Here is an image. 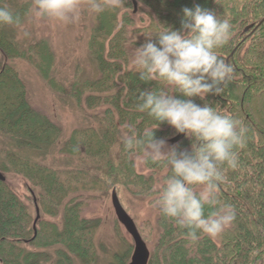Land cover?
<instances>
[{
	"label": "trees",
	"instance_id": "obj_1",
	"mask_svg": "<svg viewBox=\"0 0 264 264\" xmlns=\"http://www.w3.org/2000/svg\"><path fill=\"white\" fill-rule=\"evenodd\" d=\"M134 1L121 0L120 7L92 12L89 46L99 75L75 77L70 83L60 78L58 57L48 40L22 45L10 36L6 24H0V172L6 177L0 179V264H74L75 258L94 264L100 221L86 218L85 211L114 189L142 198L157 214L155 220L145 218L152 241L149 264H264V0H136V11ZM196 4L229 20L232 37L218 54L236 70L221 95L204 99L186 98L160 81H143L131 66L132 47L145 42L143 33L163 25L180 29L182 9ZM0 7L22 22L31 4L12 7L0 0ZM22 63L71 98L90 121L60 144L58 152L68 165L54 167L16 151L52 147L64 133L31 104ZM160 89L201 106L207 103L248 129L244 147L237 149L239 167L225 166L226 180L217 192V207L231 205L235 218L215 237L198 232L192 241L187 229L165 217L157 199L170 169L153 162L146 146L125 147L124 138L135 133L136 139H143L144 130L156 123L138 110L140 92ZM176 135L167 122L155 130V137L164 140ZM193 140L184 137L174 145L191 153ZM141 157L145 170L137 165ZM203 190L204 186H194L197 193ZM37 205L41 216L35 232ZM213 210L206 206L205 214ZM132 252L129 244L110 264H128Z\"/></svg>",
	"mask_w": 264,
	"mask_h": 264
},
{
	"label": "clouds",
	"instance_id": "obj_2",
	"mask_svg": "<svg viewBox=\"0 0 264 264\" xmlns=\"http://www.w3.org/2000/svg\"><path fill=\"white\" fill-rule=\"evenodd\" d=\"M81 0H35L37 17L48 16L64 23L79 18ZM92 12L117 8L121 0H88ZM20 19L7 7H0V24L20 25ZM163 25V24H162ZM145 42L132 47L131 66L143 81L156 80L171 86L186 98L208 94L221 95L234 79L233 64L218 54L232 37L229 20L221 19L212 9L200 4L184 7L180 29L163 25L155 32L143 33ZM155 37V40H153ZM137 37L131 41L136 44ZM137 108L156 122L143 132V139L124 138L126 149L146 146L153 162L170 169L158 192L157 204L165 217L172 218L187 236L198 239V232L215 237L235 218L233 207L219 204L217 192L226 180L225 166L239 167L237 149L246 143L248 129L230 114L205 103L179 99L162 89L141 91ZM167 122L176 134L194 138L192 151H180L168 141L155 137L159 124ZM204 186L197 193L194 186ZM214 209L205 214V207Z\"/></svg>",
	"mask_w": 264,
	"mask_h": 264
},
{
	"label": "rangeland",
	"instance_id": "obj_3",
	"mask_svg": "<svg viewBox=\"0 0 264 264\" xmlns=\"http://www.w3.org/2000/svg\"><path fill=\"white\" fill-rule=\"evenodd\" d=\"M6 1L12 7H18L24 1L31 4L28 15L20 25H6V28L10 36L22 45L43 39L48 40L58 57L60 78L70 83L75 77L96 78L99 75L97 62L92 56L89 46L93 22L88 0H81L79 18L70 23H64L48 16L37 17L35 14V0ZM249 28L251 26L246 29ZM20 69L27 84L31 104L45 112L50 119L62 128L64 133L60 141L52 147L47 148L44 146L41 150L34 151L27 149H16V151L22 153L25 157L54 167L68 165L70 162L58 152L60 144L70 136L75 128L89 124L90 121L80 113L71 98L48 86L31 65L22 63ZM88 113L91 114L92 112L88 111ZM166 141H168L166 149L174 145L171 142L172 140L168 139ZM144 163L143 157L138 158L137 165L140 170H145ZM17 185H19L18 182ZM112 193L113 190L108 196L91 202L85 211L86 218L100 221V228L96 237L98 258L94 264H110L115 260L117 253L123 254L127 251L129 244L133 245L134 251V242L131 236L116 217L112 203ZM117 193L124 208L135 220L139 231L141 230L144 234V240L151 250L150 230L146 225L145 218L155 220L156 212L152 208H148L147 203L142 198L133 196L128 191H123L122 194L117 190ZM48 252L50 256L55 257L52 249H49ZM74 264L83 263L80 258H75Z\"/></svg>",
	"mask_w": 264,
	"mask_h": 264
},
{
	"label": "water",
	"instance_id": "obj_4",
	"mask_svg": "<svg viewBox=\"0 0 264 264\" xmlns=\"http://www.w3.org/2000/svg\"><path fill=\"white\" fill-rule=\"evenodd\" d=\"M134 5L136 11L138 5L136 0L134 1ZM184 137L185 136L183 134H177L174 138L171 139V142L172 144H177L181 140H183ZM0 179L3 181L6 180V177L2 172H0ZM112 203L118 221L124 226L125 230L131 236L134 242V251L128 264H149L151 258L150 248L148 247L147 242L144 240L142 234L140 233L135 220L124 208L116 189H114L112 193ZM40 216V209L37 205V218L34 223L35 232H37V222Z\"/></svg>",
	"mask_w": 264,
	"mask_h": 264
}]
</instances>
